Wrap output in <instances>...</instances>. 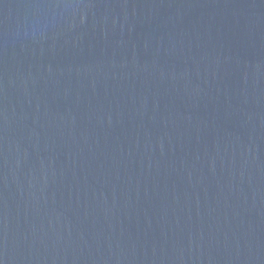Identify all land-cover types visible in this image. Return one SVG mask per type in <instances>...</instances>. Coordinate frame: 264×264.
Returning a JSON list of instances; mask_svg holds the SVG:
<instances>
[{
	"label": "water",
	"instance_id": "95a60500",
	"mask_svg": "<svg viewBox=\"0 0 264 264\" xmlns=\"http://www.w3.org/2000/svg\"><path fill=\"white\" fill-rule=\"evenodd\" d=\"M0 264H264V0H0Z\"/></svg>",
	"mask_w": 264,
	"mask_h": 264
}]
</instances>
